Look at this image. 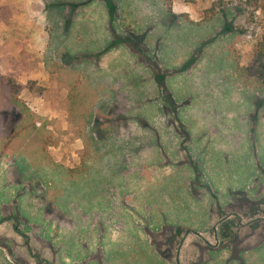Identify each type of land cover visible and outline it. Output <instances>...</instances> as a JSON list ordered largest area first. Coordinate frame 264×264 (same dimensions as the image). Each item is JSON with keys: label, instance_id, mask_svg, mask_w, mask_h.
Wrapping results in <instances>:
<instances>
[{"label": "rangeland", "instance_id": "374dc122", "mask_svg": "<svg viewBox=\"0 0 264 264\" xmlns=\"http://www.w3.org/2000/svg\"><path fill=\"white\" fill-rule=\"evenodd\" d=\"M110 2L112 20L104 0H0V264L59 263L58 241L68 262L167 264L146 222L203 224L204 179L223 207L264 189V93L230 63L264 46V0ZM100 208L102 241L77 213Z\"/></svg>", "mask_w": 264, "mask_h": 264}, {"label": "flooded vegetation", "instance_id": "af4514ba", "mask_svg": "<svg viewBox=\"0 0 264 264\" xmlns=\"http://www.w3.org/2000/svg\"><path fill=\"white\" fill-rule=\"evenodd\" d=\"M257 182L261 181L251 182L249 188L235 191V195L237 196V193H240V196H238L240 201H234L235 196L230 201L227 200L229 202L228 205L223 207L220 204L218 189H214V187L205 184L207 181L204 179L201 181V186H203L204 190L206 189V195L204 196V200H202L204 201L203 207L205 203L206 211L203 224H200V226L195 224L196 227L193 229L188 228L185 222H180L176 224L178 226L174 229L175 225L168 226L167 223L156 225L146 222V228H148V230H146L145 236L148 242L154 244L158 251V255L163 256L167 264H186L181 253L182 247L188 237L195 239L191 245L194 252L197 251L202 255L200 262L194 259L190 261V264H264V189L261 188L260 185L258 186V184H256ZM194 183L195 182H193V184ZM251 191L258 193L256 198L252 199L250 197ZM200 193L204 194V191L202 190ZM196 195L197 198L193 199L200 200L199 197L201 196H199L197 192ZM128 197L131 198L130 193L123 195L119 202L124 211H126L127 207H130V204L127 202ZM246 200L247 203H245ZM54 203L53 201H48L51 211L57 210L56 215L59 216L62 221L69 224V211H61V213H58L57 204ZM244 208H246V212L241 214ZM114 212L116 211L111 213L107 211L106 213L104 209L100 208L95 210L92 214L90 213L91 215H87V212L81 210L77 212L78 221L80 226L86 223L87 220H89L91 226H97L99 230V241H102L105 236V224L109 223L111 220L110 214ZM102 213L108 215L102 217ZM17 214H15L14 217H17ZM211 215L216 216L212 219ZM248 215L252 216L244 217ZM197 240L200 241V244L196 242ZM53 244L50 243L52 255L61 257V260H59L61 262L58 263L56 260L55 264L109 263L106 261V256L100 252L99 247L97 249L99 252H96L94 256L95 260L92 262L88 261L83 255H78L77 259L68 262L65 252L61 251V246L58 245L59 241ZM0 246L5 245L1 244ZM13 260L21 264L18 260H15L14 257ZM117 262L116 260L114 264Z\"/></svg>", "mask_w": 264, "mask_h": 264}, {"label": "trees", "instance_id": "16d2710c", "mask_svg": "<svg viewBox=\"0 0 264 264\" xmlns=\"http://www.w3.org/2000/svg\"><path fill=\"white\" fill-rule=\"evenodd\" d=\"M90 1V0H88ZM93 3V0H91ZM158 2L163 5L166 12L170 14L172 12V0H158ZM104 3L107 6L109 17L113 19V11L114 8L110 0H104ZM264 10V3L262 5ZM234 63V67L232 68L231 72L237 80H243L246 86L257 92V93H264V46L263 42H259L256 46L255 55L253 58V62L251 65L248 66H241L236 61L235 58L230 59V63ZM18 89L13 88V95L16 97ZM73 103V102H72Z\"/></svg>", "mask_w": 264, "mask_h": 264}, {"label": "crops", "instance_id": "0c3cea01", "mask_svg": "<svg viewBox=\"0 0 264 264\" xmlns=\"http://www.w3.org/2000/svg\"><path fill=\"white\" fill-rule=\"evenodd\" d=\"M11 20H12V22H17V23H22V22H24V24H25V28H27L29 31H31L33 28H34V25H32V23H31V20L29 19H27V18H25V19H17L16 18V16H12L11 17ZM1 21V20H0ZM3 29H4V27H2ZM2 29V30H3ZM5 30H7V29H5ZM8 31V30H7ZM6 31V32H7Z\"/></svg>", "mask_w": 264, "mask_h": 264}]
</instances>
